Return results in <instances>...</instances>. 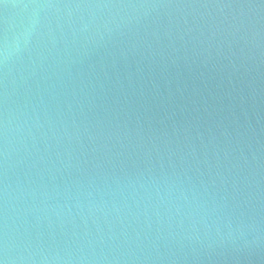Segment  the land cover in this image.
Segmentation results:
<instances>
[{"label": "water", "instance_id": "95a60500", "mask_svg": "<svg viewBox=\"0 0 264 264\" xmlns=\"http://www.w3.org/2000/svg\"><path fill=\"white\" fill-rule=\"evenodd\" d=\"M0 261L264 264V0H3Z\"/></svg>", "mask_w": 264, "mask_h": 264}, {"label": "snow or ice", "instance_id": "6c2138e0", "mask_svg": "<svg viewBox=\"0 0 264 264\" xmlns=\"http://www.w3.org/2000/svg\"><path fill=\"white\" fill-rule=\"evenodd\" d=\"M0 3H3V0H0ZM0 264H3V261H0Z\"/></svg>", "mask_w": 264, "mask_h": 264}]
</instances>
